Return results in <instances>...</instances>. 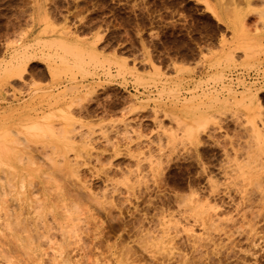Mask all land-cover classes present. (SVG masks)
I'll list each match as a JSON object with an SVG mask.
<instances>
[{"label":"rangeland","instance_id":"rangeland-1","mask_svg":"<svg viewBox=\"0 0 264 264\" xmlns=\"http://www.w3.org/2000/svg\"><path fill=\"white\" fill-rule=\"evenodd\" d=\"M3 134L82 206L0 264H264V0H0Z\"/></svg>","mask_w":264,"mask_h":264},{"label":"bare ground","instance_id":"bare-ground-1","mask_svg":"<svg viewBox=\"0 0 264 264\" xmlns=\"http://www.w3.org/2000/svg\"><path fill=\"white\" fill-rule=\"evenodd\" d=\"M244 99L253 101L255 97H252L249 94L245 96ZM34 125L37 126L38 129L42 127L40 123H35ZM16 148H17V142H13L12 144L7 143L6 134H3V136L0 137V165L2 167L1 171L5 173L4 175H6V172H7L6 170L10 169L11 170L10 176L12 177L11 179H9L7 178V175L6 177L3 175H0V191H1V194L5 196L7 194V187H10V186L13 187V189H11L12 191H14L15 189H16L15 191H17L18 190L17 188L21 190L19 193H16V194L18 198L22 194L21 196L22 198L18 199L17 204H16L17 205L16 210H14L15 209L14 208L12 211L14 212L13 215L10 214V217L15 216V215L17 216L15 217L16 221L9 220L11 221V225L9 224L10 223L9 222L8 226L10 225V228H11L10 233L12 232V237L16 235H19V236L23 235L21 240H19L20 242L23 243L21 246H28L29 239H30L32 232H36L37 236H40V235H46V234L48 235V233L53 230L51 224L47 220L48 215H51V220H52L51 222H53L54 224H56V222H59V221L62 222V224H64V222H71L76 218V215H78L80 206H82V204L79 205L78 203L79 199L77 200V195H76L78 192L75 194L76 191L70 188L69 186L59 185V186H56L55 188L50 186V185H53L54 181L52 180L55 178L56 173L60 171L47 172V170L41 168L39 169L40 173L38 174L27 172L26 169L23 168L24 165L22 164V161L26 159L27 162L31 164L32 161L37 162L40 156H35L34 153H30L27 155V157L24 158L23 155H20L17 153ZM64 160L65 161L67 160L66 156H64ZM31 165H34V164L32 163ZM17 179L20 180L19 183L21 185L19 186L12 183L13 180L17 181ZM8 184L9 186H7ZM40 192L42 195L40 194ZM37 194H40L41 197H35L37 196ZM5 204L6 203L2 204L4 208L6 207ZM9 207H12V206L10 205ZM34 213L36 214L35 216L37 217L36 219L40 222L38 224L37 223L38 221L36 220L37 222L35 223L38 224L36 228H35V225H33L34 224L33 220L35 217L32 218L33 216L32 214ZM23 215H25L26 217L22 218L21 216ZM4 224L6 225V223ZM3 227H7V226H3ZM3 229H6V228H3ZM56 229L57 230L59 229L62 232L61 234H68L64 225H60ZM24 234H28L27 238H24L25 236ZM15 246L18 247V244ZM21 246H19V248Z\"/></svg>","mask_w":264,"mask_h":264}]
</instances>
